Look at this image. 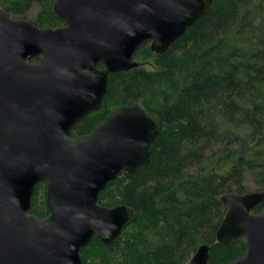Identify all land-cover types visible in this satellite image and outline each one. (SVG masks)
Returning <instances> with one entry per match:
<instances>
[{
	"label": "water",
	"instance_id": "obj_1",
	"mask_svg": "<svg viewBox=\"0 0 264 264\" xmlns=\"http://www.w3.org/2000/svg\"><path fill=\"white\" fill-rule=\"evenodd\" d=\"M211 0H56L64 26L40 29L0 5V264H82L93 238L113 244L133 217L127 206L98 204L120 175L150 162L161 122L142 102L116 106L90 133L71 130L102 109L110 75L138 67L144 43L164 54L201 17ZM39 57L38 63L31 60ZM102 65L103 69H98ZM38 183L48 215L29 214ZM220 244L245 240L232 264H264V192L226 193ZM201 245L187 264H207Z\"/></svg>",
	"mask_w": 264,
	"mask_h": 264
},
{
	"label": "trees",
	"instance_id": "obj_2",
	"mask_svg": "<svg viewBox=\"0 0 264 264\" xmlns=\"http://www.w3.org/2000/svg\"><path fill=\"white\" fill-rule=\"evenodd\" d=\"M55 1L0 5L13 19L56 29L64 24ZM134 61L137 68L109 76L102 109L70 133L86 135L113 107L137 100L161 122L150 162L132 178L120 175L98 198L103 207H129L132 219L111 245L93 238L80 251L82 264H187L204 244L207 264H232L246 246L242 237L217 242L221 197L248 193L252 184L264 192V0H211L208 14L164 54L144 43ZM263 212L264 202L252 210ZM29 214L48 215L43 183Z\"/></svg>",
	"mask_w": 264,
	"mask_h": 264
},
{
	"label": "rangeland",
	"instance_id": "obj_3",
	"mask_svg": "<svg viewBox=\"0 0 264 264\" xmlns=\"http://www.w3.org/2000/svg\"><path fill=\"white\" fill-rule=\"evenodd\" d=\"M250 191L249 192H256L257 191V187L255 185H249Z\"/></svg>",
	"mask_w": 264,
	"mask_h": 264
},
{
	"label": "flooded vegetation",
	"instance_id": "obj_4",
	"mask_svg": "<svg viewBox=\"0 0 264 264\" xmlns=\"http://www.w3.org/2000/svg\"><path fill=\"white\" fill-rule=\"evenodd\" d=\"M38 63V62H37ZM98 67H99V65H98ZM103 67V66H102ZM99 69V68H98ZM101 70V69H100Z\"/></svg>",
	"mask_w": 264,
	"mask_h": 264
}]
</instances>
